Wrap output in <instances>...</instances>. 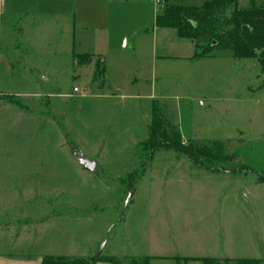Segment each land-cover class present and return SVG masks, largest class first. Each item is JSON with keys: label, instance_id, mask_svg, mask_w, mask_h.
Returning a JSON list of instances; mask_svg holds the SVG:
<instances>
[{"label": "rangeland", "instance_id": "374dc122", "mask_svg": "<svg viewBox=\"0 0 264 264\" xmlns=\"http://www.w3.org/2000/svg\"><path fill=\"white\" fill-rule=\"evenodd\" d=\"M205 1L93 0L82 45L70 31L58 39L49 15L17 43L0 27V248L35 235L36 250L149 264L264 259V73L226 48L195 57L211 41L194 45L154 21L165 5ZM82 48L104 63L81 53L69 72ZM154 106L170 138L211 159L197 166L173 147L151 148ZM30 221L50 224L23 231Z\"/></svg>", "mask_w": 264, "mask_h": 264}, {"label": "trees", "instance_id": "16d2710c", "mask_svg": "<svg viewBox=\"0 0 264 264\" xmlns=\"http://www.w3.org/2000/svg\"><path fill=\"white\" fill-rule=\"evenodd\" d=\"M155 25L174 28L180 37L194 42L211 41L202 53L195 57L206 56L213 48L230 49L235 58H256L259 69L264 73V4L249 2L240 6L237 0H207L200 6H189L183 3L165 5L156 14ZM79 55H75L78 57ZM101 64V62H99ZM99 74L104 68L97 69ZM178 135V134H177ZM169 137L165 121L154 106L151 121L147 126V142L151 148L173 147L184 152L197 166H202L201 158L211 159L209 148L199 144L181 145L179 140ZM178 138V136H177ZM234 155H225L224 161L233 159ZM258 182H264V172L259 173ZM150 257L118 258L111 255L65 256L47 254L40 264H149ZM201 264H264V259L203 257Z\"/></svg>", "mask_w": 264, "mask_h": 264}, {"label": "crops", "instance_id": "0c3cea01", "mask_svg": "<svg viewBox=\"0 0 264 264\" xmlns=\"http://www.w3.org/2000/svg\"><path fill=\"white\" fill-rule=\"evenodd\" d=\"M98 9L100 11L103 10V8ZM92 13L93 0H0V27L5 28L7 31L6 36H8V39L11 42L17 43V40H24V29L37 25L40 22L42 15H49L50 18H52L54 25H56V29L59 31L57 36L58 39L66 36V33L62 31H70L72 40L74 41L75 39L77 44L82 45L85 43L86 38H88L86 34L89 33L91 28L90 26L92 25ZM70 15L73 16L71 20L72 24L70 23V19L67 18V16ZM62 26H64V28H62ZM83 31L86 34H84ZM126 48L127 44L125 42L124 49ZM81 53H95L99 55L101 63H104V60H102L99 53L82 48L79 49V52H72L70 58L72 63L68 66L69 72L71 70H75V55ZM103 68L105 71V67ZM43 77L45 78V76ZM96 96L104 98L108 95L98 94ZM47 224L50 223L30 221L23 226V231L34 228H31V226H36L37 228L40 225L45 226ZM53 224H62L64 226L67 225L65 221L64 223L54 222ZM36 228L33 230L36 231ZM34 236L35 235L28 239L22 237L20 239L21 241L10 237V241H6V243H4L6 247L0 248V264H40L41 258L47 254L74 256L70 252H53L50 248L46 249L45 247H41L36 250V247L39 244V238L34 239ZM0 241L3 242V238L0 239ZM9 245H11L13 248H8ZM30 247H33V251L30 249ZM102 263L106 262H96L94 264Z\"/></svg>", "mask_w": 264, "mask_h": 264}, {"label": "water", "instance_id": "95a60500", "mask_svg": "<svg viewBox=\"0 0 264 264\" xmlns=\"http://www.w3.org/2000/svg\"><path fill=\"white\" fill-rule=\"evenodd\" d=\"M75 159L82 168L89 172H93L96 168L97 163L95 160H88L86 157L79 154H75ZM101 249L102 247L99 249V252L101 251Z\"/></svg>", "mask_w": 264, "mask_h": 264}]
</instances>
